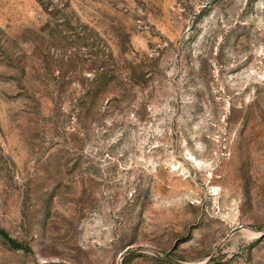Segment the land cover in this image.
<instances>
[{
    "label": "rangeland",
    "instance_id": "obj_1",
    "mask_svg": "<svg viewBox=\"0 0 264 264\" xmlns=\"http://www.w3.org/2000/svg\"><path fill=\"white\" fill-rule=\"evenodd\" d=\"M263 232L264 0H0V264H264Z\"/></svg>",
    "mask_w": 264,
    "mask_h": 264
},
{
    "label": "water",
    "instance_id": "obj_2",
    "mask_svg": "<svg viewBox=\"0 0 264 264\" xmlns=\"http://www.w3.org/2000/svg\"><path fill=\"white\" fill-rule=\"evenodd\" d=\"M241 228H242V226L235 227L234 229H232V230L228 233V235H230L231 233H233V232H235V231H237V230H239V229H241ZM263 233H264V232H263ZM228 235H227V236H228ZM227 236H225L224 239H227ZM219 246H220V244H218V245L216 246V249H218ZM131 251H132V250H128L127 252H131ZM162 258H163L164 260L169 261V262L178 263L177 261H174V260H172V259H170V258H168V257H165V256H162Z\"/></svg>",
    "mask_w": 264,
    "mask_h": 264
},
{
    "label": "trees",
    "instance_id": "obj_3",
    "mask_svg": "<svg viewBox=\"0 0 264 264\" xmlns=\"http://www.w3.org/2000/svg\"><path fill=\"white\" fill-rule=\"evenodd\" d=\"M9 242H11L12 243V241L9 239Z\"/></svg>",
    "mask_w": 264,
    "mask_h": 264
}]
</instances>
